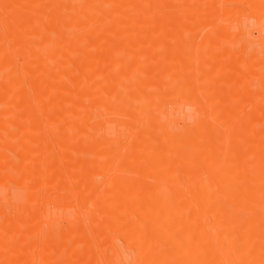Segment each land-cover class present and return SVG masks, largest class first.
I'll return each instance as SVG.
<instances>
[{
  "label": "bare ground",
  "instance_id": "1",
  "mask_svg": "<svg viewBox=\"0 0 264 264\" xmlns=\"http://www.w3.org/2000/svg\"><path fill=\"white\" fill-rule=\"evenodd\" d=\"M23 1L30 4L21 5L19 0L11 21L5 23L21 64L13 61V49L12 54L0 45V185H20L26 200L19 211L10 188L5 191L0 186V264H53L54 253H65L66 264H91L88 237H99L106 228L117 232L135 251L132 255L138 264H264V47L259 50L240 40L237 49L226 48L223 41L233 35L230 26L237 29L226 19L203 35L200 47L189 48L192 18L209 24L214 17L231 15L240 2L241 10L249 8L250 20L263 31L264 0H227L235 7L224 9L216 5L217 0H51L42 6L34 5L35 0ZM23 10L32 15L23 19ZM73 26L83 29L73 31ZM43 29L52 34H44ZM123 35H129L128 40L123 37L125 42ZM37 38L46 39L50 46L40 51L25 42ZM81 39L96 48L85 53L79 47L86 58L70 59L69 52L77 47L70 42ZM62 42L61 50L51 51L52 45ZM205 56L210 59L205 61ZM224 66L235 71L227 79L235 86L225 84L226 77L219 71ZM144 74L150 77L144 79ZM27 75L31 78L24 81ZM65 77L74 83L67 84ZM94 85L96 89L91 88ZM211 89L218 90L213 98L208 96ZM28 90L32 93L27 94ZM166 95H175L181 107L191 106L194 112L177 106L180 116L152 113V107L161 105ZM74 97L88 98L89 104H103L111 111L102 112L87 132V119L94 115L89 104ZM239 98L249 104L248 110L240 107ZM114 99L123 104L116 106ZM35 101L44 109L66 101L70 104L57 109L55 120L58 127L67 124L72 130L63 134L55 129L54 140L57 149L69 153L67 164L77 169L73 181L85 186L86 172L95 170L107 172L111 179L94 200L98 213L104 215L99 217L101 227L74 226L72 232L79 238L70 244L52 239V229L37 224L42 198L31 189L36 187L42 165L37 149L28 144L41 138L30 119ZM173 117L181 119L187 130L179 131ZM108 124L114 127L106 130ZM121 129L128 131L131 140L123 141ZM251 134L255 135L252 139ZM72 150L81 156L71 154ZM82 151H87L85 156ZM55 155L47 156V165L57 167L46 180L48 186H57L65 176ZM119 158L120 172L114 163ZM183 161L196 164V169ZM160 162L173 170L164 178L157 176L153 183L126 175L159 167ZM177 174L184 175L180 184H160ZM87 186L78 196L97 191ZM122 206L132 207L131 211L122 213ZM152 209L158 212L153 214ZM239 209L250 213L240 216ZM140 221L147 223L140 227ZM208 225L213 226L206 229ZM176 228H182L180 240ZM25 233L44 238L37 242ZM49 249L50 255L46 254ZM77 250L84 254L75 255ZM100 252L104 256L107 250ZM245 256L253 259L242 263Z\"/></svg>",
  "mask_w": 264,
  "mask_h": 264
},
{
  "label": "rangeland",
  "instance_id": "2",
  "mask_svg": "<svg viewBox=\"0 0 264 264\" xmlns=\"http://www.w3.org/2000/svg\"><path fill=\"white\" fill-rule=\"evenodd\" d=\"M18 1L19 0H17V1L16 0L15 1L14 0L13 1H11V0H9V1L0 0V45H5V46H3V48L4 47H5V49L7 48L10 52L12 51L11 49H13V51L15 52L14 54H13V52H11L13 54V58H14L13 61H17L16 64L19 66L22 62V57H21L20 53L17 51V46L14 43H12V40L7 35L6 29H5V23L10 22L12 15L14 14L13 6L15 7V6H17V3H20ZM20 1H21V3H20L21 5L22 4H26V5L30 4L29 1H28V3H24L27 1H23V0H20ZM35 1L33 2L34 5L42 6V5H46L51 0H49V1L48 0H45V1L44 0H37L36 2ZM37 2H40V3H37ZM41 2H44V3H41ZM216 3H217L216 5L218 7H220L221 9H224V6H225V8H227L229 6H231L233 8L235 7V4H231L227 0H217ZM8 5H11L10 6L11 10H10V8H8ZM236 6L237 7H235V10L233 9V11L231 12V15H228L227 17H223V16H221V17L217 16V18L214 17L213 20L215 22H213V20H211V22L209 24L208 23H205V24L200 23V19L198 17L192 18L191 20H193V21L187 19V20L191 21L189 23L190 24L189 26H190V34L192 36V37L190 36L191 37L190 40H192V42H191L192 47L190 46L189 48L196 50L197 47H200L202 44V41H203V39H202L203 35L209 33L215 27L216 24L219 25L222 22L224 23V21H226V19H227L226 22L231 23V24H232V22H234L237 29L235 30L234 26H232V25L230 26L229 32L233 33V35L228 37L227 38L228 40L223 41V43H225L224 45L226 48H230L232 50H235L240 45V42H241L240 40H243V42L245 40V42H247V41L250 42L251 46L253 45V47L259 48V50H261L264 47V43L262 40L264 35L263 36L261 35L262 32L264 34V28L262 27L263 31L260 30L261 31V33H260L259 29L257 28L260 24H257L258 26L256 27V23L254 24V22L251 21L253 18L250 20L251 14H250V10H248L249 8L245 7V9L243 8V10H241V8H242L241 2L237 3ZM234 11L235 12L237 11V13H235ZM242 12H243V15H241ZM30 13L31 12H29V11L23 10V16H24L23 19H26V17L29 16ZM236 14H238V15L235 16ZM31 15H32V13H31ZM230 16H232L234 18L237 17L236 21L233 20L232 17L230 18ZM27 18H29V17H27ZM219 18L221 20L220 22H219ZM14 19H15V17H14ZM230 19L233 21H231ZM187 20H185V22H187ZM241 21H243V22H241ZM262 21H264V20H262ZM236 22L239 23V25H237ZM262 23H264V22H262ZM262 23H261V25H262ZM212 25H214V26H212ZM75 26H73L72 29ZM262 26H264V25H262ZM82 27L78 26L74 29L79 30L81 28L80 30H82L83 29ZM74 29H73V31H75ZM42 31L46 35L52 34V31L50 29H43ZM128 36L126 37V35H123L121 41L123 42L124 38L126 40H128V38H129ZM44 40L45 41H43V39L38 40V38H37L36 40L32 39V41H31V39H29V40H26L25 42L30 43L33 46V48L35 47V49L42 51L41 49L44 50L47 48V46H50L48 44L47 40L46 39H44ZM81 40H76L75 42L73 41L72 43L69 41L70 45L71 44L74 45L73 48H75V46H77L75 48V50L72 49L74 51H70L72 53L69 52L68 55H69L70 59H72V58L73 59H77V58L84 59V58H86L84 53L80 54L81 52H80L79 47L83 48L82 50L86 49L84 51L85 53L87 50L91 51V50H94L96 48L94 45H90L88 43V41L83 40V39H81ZM143 40L145 42L147 41V39H143ZM46 42H47V44H46ZM69 42H67L66 44L69 45ZM11 44H12V46H11ZM63 44H64V42H62L59 45L55 44V45H57L56 47H55V45H52V47H50V49H53V50H51L53 52L54 51L57 52L56 49H58V47H61L59 49V50H61ZM13 45H15V46H13ZM142 46H144V45H142ZM260 46H263V47L260 48ZM54 47H55V49H54ZM195 47H196V49H195ZM15 48H16V51H15ZM76 49H79V51L75 52ZM204 58H205V61H208L210 59V56H205ZM64 63L65 62L62 63L61 67H64ZM60 64L61 63H58L57 66H59ZM66 64H67V62H66ZM219 71L221 72V73L219 72L220 74H223L226 77L225 84H227V85L231 84V85L235 86V84H236L235 82L227 80L228 78H230L234 74L233 72H235L232 67L224 66ZM55 72L58 73L59 71L55 70ZM77 74H78V71H77ZM147 76L150 77L149 75H146V74H144V77L143 76L142 77L145 79V78H148ZM24 78H26V79H24V81H25V80H29L31 77L29 75H27ZM66 78L67 77H65V79ZM65 79L63 78V81H65L67 84H73L74 83L73 80H71L70 78H67V80H65ZM91 88L96 89L97 86L94 85ZM217 91H218L217 89H211L210 92H208V96H211L213 98L214 95L217 94ZM262 91H263L262 94H264V89H261V92ZM29 93H32V91L30 92V90H28L27 94H29ZM33 94L39 95V93H37V92L33 93ZM81 97H78L79 100H81V102H86V104H89L88 98L83 97V99H81ZM211 97H208L209 98V99H207L208 101L206 100L209 104L212 103L211 102L212 99H210ZM78 98L76 97L75 99H78ZM259 98L260 97H258L257 99H259ZM114 100H116V99H114ZM179 100L180 99L178 97H176L175 95L174 96H171V95L167 96L166 95L163 97V100H162L163 103H161V105H159V106L152 107L151 111H152V113L161 112L164 114V116L169 115L172 117L173 115L176 116V114L180 116L182 114L176 113L175 107L179 106L180 108H182V107L184 108V105L181 107L180 105H182V104ZM238 101L240 103H242L240 107H242V105L244 107V109L243 108H241V109L245 110L247 106L249 107V104L247 105L245 102L241 101L240 98L238 99ZM116 103H117L116 106H120L123 104V102L121 100H118V99L116 100L115 104ZM178 103H180V105ZM243 103H245L246 105ZM68 104H69V102L66 101L65 103L54 104V105L48 106L47 108L44 109V108L40 107V103L38 101L33 102L32 106H33L34 111H33V114L31 115L30 119L33 121V123L35 125V132L38 133V135L40 134L41 138L36 139V140H32V141L28 142V144H30L33 148L37 149V151L39 153L38 157H39L40 163L42 165L41 172H40L39 176H37V181H36V185H35L36 187L34 190L31 189L34 193L39 194V196L42 198V202L40 203L39 208L37 209V224L39 227L40 226L50 227L52 229V232H53V234L51 235L52 239H57L63 243L70 244L79 238L77 233L72 232V229L74 226H76L78 224L79 225L82 224L87 229L89 227H93V226L101 227L102 223H99V222H101V219L99 217L102 214L98 213V211L96 209V203L94 200H95V196H97L100 191L105 189V187L108 185V183L110 182L111 179H110V175L107 172L101 173V172H97L95 170V171H89L88 173L86 172L85 180H84L85 186H80V183L74 182L75 180L73 181V177L75 176L77 169L75 166H72L71 164H67V162H69V159H70V156L68 155L69 153H67V155H66L64 150H61L60 148L57 149V146H56V143L54 140V138L56 137V134H54L55 129H57V128L60 129L61 133H63V134L72 130L71 126L67 125V124H62V125L60 124L59 125L60 127H58V124L55 120L56 111H58L60 109H64V107L70 105V104L69 105ZM209 104H208V106H209ZM89 107L91 109L92 115H94V116H90L87 119V126H85V129H86L85 131H87V132L91 130V127H92L91 124L94 122V120L96 118L97 119L100 118V116L102 117V115H103L102 112H104V115H106L109 113V111H111L110 108L105 107L103 104H98V105L89 104ZM185 107H187V106H185ZM190 107L184 108L187 113L190 111V109L191 110L193 109L192 107L191 108ZM193 110L191 112H189V114L194 112ZM246 110H248V109H246ZM106 112H108V113H106ZM109 115L114 116L113 114H109ZM72 116L74 117V119H76L78 117L76 114H74ZM12 117L17 118V116H14V115ZM173 118H175V121L177 122V123L176 122L175 123L178 124L177 129L179 131H186L187 130L186 127L181 126V122H180L181 119H178L176 117H173ZM257 124H259V123H257ZM113 127L114 126L112 124H108L106 130L112 129ZM100 131L102 133H103V131L105 132V130H102V128L100 129ZM120 132L123 135L122 136L124 138L123 141L127 142V141L131 140V137L126 134V132L128 133L127 130H125V132L123 133V130L121 129ZM249 136H251L250 138L252 139V138H254L255 135L251 134ZM129 137H130V139H129ZM120 139L122 140V138H120ZM88 141H96V139H88ZM243 143H246V142L244 141ZM63 151H64V154H63ZM52 152H55V154H56L55 156L60 158L59 164L61 165L60 167H61V169H63L64 174H65V176L63 177L64 178L63 182L60 184H57V186H56V184H53V183L49 186L45 184L47 178H49L51 176V173L57 171L56 166H53V167L48 166L47 162H46L47 156ZM84 152L83 151L81 152L83 154V156H85ZM73 153H75V155L78 157L81 156V154H77L80 152H74V150H72L71 154H73ZM85 153H87V151ZM86 156H87V154H86ZM88 156L89 157L91 156V154L89 155V151H88ZM156 156L157 157L154 159H158V157L160 155H156ZM114 161H115L114 163H115L116 167H118V168H116L117 171L120 172V170L122 169V167L120 166L121 162H122L121 158L114 160ZM114 163L112 164V166L114 165ZM179 163H180V161H179ZM184 163L186 164L187 167L196 169V166H197L196 164H194V163L190 164L187 162H184ZM180 164H182V163H180ZM120 167H121V169H120ZM114 168H115V166L113 167L112 171L116 170ZM172 170L173 169L170 168V166L168 164H162V162H160L159 167L150 166V167L146 168L145 171H143V173L140 172L138 174L134 171H131V172L128 171L126 175H128V176H131V175L132 176H139L140 181H147V182L153 183V182H155V180H156L155 178L157 176L163 175V178H164V175L167 173H170V171H172ZM118 172H116V173H118ZM182 179H184V175L177 174L173 178H171L169 181L167 179L165 182H161L160 184L175 186V185L180 184ZM87 183L90 186H94L97 189V191L94 192L91 190H87L89 195L87 194V196H78L79 190L87 189V187H88ZM2 185L5 187L6 186L5 183L4 184L2 183L0 185L5 191H9V188H10V191L12 193V199L16 203L17 208L19 209V211H23L22 209L25 205L26 198L24 197V193H23L24 190H22L21 186L15 184V183H9V184H7V187L4 188ZM254 206L256 207V205H254ZM251 207H253V206H251ZM131 208L132 207L129 208V206H127V207L122 206L120 211L122 213L129 212V211H131ZM157 212H158L157 210L152 209L153 214H156ZM238 212L240 213V214L239 213L238 214L241 216L242 214L246 215V214L250 213V210L239 209ZM102 217L104 218V215H102ZM140 222H142V221H140ZM146 223L147 222H142L143 225H141V223H139V226L143 227L146 225ZM135 225H138V222ZM212 226L213 225H210V226L208 225L206 229H208L209 227H212ZM167 229L165 230L166 232L168 231ZM210 229H212V228H210ZM168 232L172 233L171 231H168ZM175 232H177V236L175 235L177 237V239L178 240L182 239V238H178V236L180 237V235L182 233V228H179V229L176 228ZM26 234H28V233H25V235L24 234H22V235L27 237L29 234L28 235H26ZM172 234H174V233H172ZM40 235L39 236L35 235L33 237L28 236V238L29 237H30L29 239L35 238V240L37 242H40V240L44 238V236H40ZM88 239H89L90 246L88 247L87 255H89L93 260L91 264H112L111 261H114V262L117 261L118 264H122L123 262H124V264L125 263L138 264L137 259L134 258L132 255L135 251L132 248H130L129 246H127V244L118 236L117 232L110 230V228L109 229L106 228L105 232L102 235H100L99 237L94 235V236H89ZM237 240H239V242H240V239L237 238ZM181 241H183V240H181ZM100 250H102V251L107 250V252H109V253L106 252L105 255L102 256ZM109 250L112 252H110ZM51 253H52V250L49 249L46 254L50 255ZM75 253H77V254H75L77 256H81L84 254L82 250H77V251H75ZM54 254L51 256L55 257L56 255H54ZM122 256L124 258H122ZM54 257L52 258V259H55L54 260L55 263L52 260L53 264H66L65 263V260H66V258H65L66 254L65 253L60 254V255L56 256L55 258ZM247 258L245 256L241 260V262L245 263V261L246 262L251 261V259H253V256H247ZM121 260H123V262ZM179 264H182V263H179Z\"/></svg>",
  "mask_w": 264,
  "mask_h": 264
}]
</instances>
